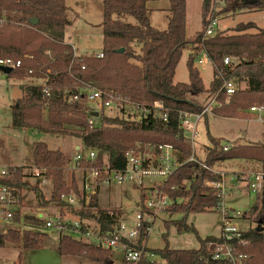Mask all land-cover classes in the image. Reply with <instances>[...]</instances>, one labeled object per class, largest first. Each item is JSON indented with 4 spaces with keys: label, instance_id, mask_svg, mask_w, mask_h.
I'll list each match as a JSON object with an SVG mask.
<instances>
[{
    "label": "trees",
    "instance_id": "16d2710c",
    "mask_svg": "<svg viewBox=\"0 0 264 264\" xmlns=\"http://www.w3.org/2000/svg\"><path fill=\"white\" fill-rule=\"evenodd\" d=\"M148 1L155 0H102L103 58L98 59L76 55L64 42V29L70 24L64 0H0V18L4 13V23L0 25V59L21 61V66L12 69L7 78L45 79V85L51 91L45 110L42 85L20 86L22 96L10 108L11 127L75 137L84 149L97 152L96 160L82 163V168L106 167L109 171L121 172L127 164L126 151L137 143L170 144L179 150L178 160L184 163L192 148L178 128L177 117L181 111L200 113L215 96L220 107H214L210 112L223 118L246 116L244 112L251 105L264 108V25L258 28L253 22L239 23L229 29L228 34L217 32L212 37L203 38L207 15L216 16L214 11H210L211 0H203L201 30L188 39L186 0H168L166 30L151 27V11L146 7ZM224 1L225 6L218 14L257 10L263 13L264 22V0ZM123 16L132 17L136 25L124 23L121 20ZM33 19L37 21L34 26L30 24ZM188 46H192L191 52H204L213 66V79L207 89L194 67L192 53L186 63L188 82L173 83L176 67ZM121 49L123 52L119 53ZM25 55L32 58H24ZM226 57L232 60L228 66L223 64ZM228 79H233L237 87L227 98L222 84ZM240 83L244 88H238ZM85 87L125 98L132 104L162 102L169 110V121L163 124L151 117L135 121L131 114L119 119L102 115L97 119L98 123L90 127L87 123L91 116L90 107L85 102L68 103L65 97L75 95ZM44 110L46 116L43 115ZM204 119L206 122L207 115ZM207 136L208 144L203 155V163L207 167L213 169L227 161L241 160L259 164L264 173V140L256 145H231L225 151L223 146L227 144H223L222 139L208 133ZM2 147L0 139V149ZM32 157L34 167L52 180V201L64 206L59 195L69 192L64 180L69 159L58 150H50L43 142L33 143ZM15 170L11 179L0 180V183L21 192L26 183L22 180L21 171ZM217 180L216 175L192 162L175 170L164 185V191L171 200V206L165 212L181 213L184 217L164 225L169 227L172 224L178 232L193 230L186 225L185 218L189 214L214 212L219 198L216 191L204 186V182ZM71 186L76 191L74 179ZM140 199L142 203L141 193ZM19 204L22 212L21 198ZM77 215L81 220L89 218L96 221L102 231L110 229L111 224L119 219L118 212L109 215L98 208L97 192ZM250 216L256 227L244 233V237L250 240L245 251L252 255V264H264V232L257 230L264 226V204L251 208ZM15 222L19 223L17 227L0 233V248L21 245L24 250L38 249L46 237V233L40 231L43 222L36 218V214L23 213L20 219V212H17ZM196 237L200 245L198 249L172 250L163 236V249L146 248L160 262L142 260L140 264H202V259L208 255L207 243L215 242L216 238L200 239L197 234ZM147 239L148 235L138 239V247L146 244ZM57 251L64 257H81L96 264L110 263L108 250L95 249L70 236H59Z\"/></svg>",
    "mask_w": 264,
    "mask_h": 264
},
{
    "label": "rangeland",
    "instance_id": "374dc122",
    "mask_svg": "<svg viewBox=\"0 0 264 264\" xmlns=\"http://www.w3.org/2000/svg\"><path fill=\"white\" fill-rule=\"evenodd\" d=\"M64 2H66L68 8L67 17L70 21V24L64 29V42H76L77 44L74 47L77 48L79 56H94L95 53H99L102 31L94 26H87L85 22L93 25L101 22V0H65ZM167 2L168 0L154 2L157 6L151 10V25L158 30H166L167 28L168 11L158 9L167 8L169 6ZM202 2L203 0H186V36L188 39H192L201 30ZM224 6L225 1L223 0L215 7V17H217L215 30L227 32L228 34L229 29L239 23L247 22L255 23L258 28L263 27V13L261 11L251 10L235 14H218ZM121 20L124 23L136 25L134 19L130 16H123ZM70 47L75 52V49L72 46ZM190 47L188 46L182 53L175 70L173 83L188 82L186 63L188 56L191 54ZM194 67L198 70L203 85L207 89L213 79V66L206 61L202 65L194 61ZM41 83H43V80L32 77L20 80L10 79L0 72V139L3 141V147L0 149V167H13L19 169L21 174L26 175V186L21 191V199L24 205L23 213L56 217L60 212L62 219L65 217V221L76 222L78 218L75 217V214L82 210L79 202L82 197L83 185L86 182L85 184L89 187V190L97 192L99 209L117 211L120 219L132 226L138 214L136 204L141 203L140 191L133 183L126 182L119 185L113 179L109 183H98L94 182L90 173L83 174L80 171L66 168L64 170V180L66 187L69 188L68 194L74 197L75 204L73 206H61L51 199L53 185L50 178H47L46 184H42L41 180L36 181L28 176L31 170L35 168L32 157V145L35 142H43L50 150H58L64 153L69 159V163L77 153V151H74L75 146H80L81 155L85 154L81 141L70 135H48L11 127L10 108L22 96L20 86ZM238 88H244V84H238ZM89 107L95 111L97 110L91 104ZM251 107L259 106L251 105ZM117 111L118 109L115 111L104 109L102 114L111 118H122V115L118 114ZM244 115L246 116L232 119L211 115L206 122L205 119H202L197 124V138L194 141L196 157L203 160L205 146L208 144L207 133L211 137L222 139L223 144L226 143L229 147L236 144L256 145L262 143L264 140V122H259L249 110L245 111ZM97 123L98 120L95 119L94 124ZM213 169L237 176L236 180L226 183L224 206L226 209L234 210L246 217V220H242L240 224L243 230L255 227L250 211L256 205L261 206V203L264 204V188L257 195H254L248 191L247 184L250 174L263 173L260 165L254 162L232 160L224 162ZM86 177L88 178L87 181H85ZM72 179L75 181L76 191L71 186ZM35 188L38 191H34ZM183 217L184 215L181 213H158L153 219L146 247L150 250L163 249L165 246L164 236L168 247L172 250H196L200 246L196 234L200 239L218 237L220 234L221 217L218 212L210 211L187 215L185 223L187 226L192 227L194 231L182 230L178 232L172 224L169 227L164 225L165 222L179 221ZM40 231H44L46 237L38 249L24 250L21 245H6L4 248H0V264H93V262L81 257L60 256L57 251L58 234L42 228H40ZM112 257L118 260L119 253H114ZM154 259L155 262H160L156 256H154Z\"/></svg>",
    "mask_w": 264,
    "mask_h": 264
},
{
    "label": "built area",
    "instance_id": "2783aa9c",
    "mask_svg": "<svg viewBox=\"0 0 264 264\" xmlns=\"http://www.w3.org/2000/svg\"><path fill=\"white\" fill-rule=\"evenodd\" d=\"M223 0H211L210 11H216V5ZM206 26L204 29L203 38H209L214 36L218 30H215L217 25V17H211L209 13L206 19ZM4 23V13L2 12L0 18V25ZM192 48V46L190 47ZM74 49V48H73ZM74 52V51H73ZM194 61L199 65L205 61L208 62L204 52L194 53ZM96 58H103L101 52L94 55ZM24 58L31 59L29 55H25ZM231 59L226 57L223 60L225 66L230 65ZM21 66L20 60H14L12 58L0 59V68H19ZM32 72L29 71V74ZM41 83L42 98L44 102V108L46 110L47 100L50 96V89L45 85L46 80ZM236 83L233 79L223 81L222 90L225 95L230 97L236 90ZM66 93V91L64 92ZM66 95V94H65ZM66 101L68 103H82L85 102L88 106L91 104L97 108L93 110L90 108L91 116L88 118V125L94 127L95 119H100L103 115L104 109H111L117 113L125 116V114H131L132 119L135 121L147 120L149 117L159 120L165 124L169 121V110L162 104V102H156L150 105L132 104L125 98L117 97L111 93L102 92L97 89L85 87L79 90L75 95H67ZM220 107V104L216 100V96L213 97L206 105L204 110L200 113H191L181 111L178 113V128L186 136L188 143L190 144L192 151L190 156L184 161V163L192 162L199 168L207 170L216 175L217 181H205L204 186L208 189L216 191L219 201L215 207L214 212H218L221 217L220 234L216 238L215 242L207 243L206 250L208 255L203 258L202 264H252V255L245 251L250 246V240L244 237V233L255 228H249L243 230L241 227L242 220H246V217L234 210H228L224 206L225 199V186L228 181L237 179V176L226 174L223 171H216L204 165L203 160L196 157L194 151V141L197 138V124L204 119V116L211 114V108ZM123 110V111H121ZM251 114L256 116V119L263 123V107H251L249 109ZM94 114H97L95 117ZM80 147L77 148V153L73 157L72 161L68 164L67 168L70 170H77L85 173H90L94 182L109 183L111 179L115 183L121 185L126 182H130L136 185L137 189L143 196L142 203L138 204L136 219L130 226L118 219V222L111 224L110 229L102 231L100 225L92 219H79L78 221L71 223L65 221L57 215L56 217L48 216L44 217L41 214H37L36 218L43 222L42 229L46 231H53L59 236H70L71 238L80 241L82 243L93 246L98 250H108L110 252L109 264H140L142 260L154 262V255L146 251V244H142L140 247L137 245V240L144 238L149 234L153 219L158 213L165 212L171 206V200L167 193L164 191V185L173 174L184 163L178 160L179 150L175 149L170 144H140L137 143L133 148L129 149L125 153L126 168L121 172L109 171L106 167L97 169L90 167L88 169L82 168L84 162H94L97 157V152L92 149H84L85 154H80ZM228 146L224 145L223 150H227ZM72 165V167H71ZM13 167H0V180L11 179L15 172ZM43 171L36 168L32 169L30 174L31 179L41 180L42 184L47 183V177L42 175ZM26 175L23 174L22 180L25 181ZM87 177L85 181H87ZM248 191L251 194L257 195L264 188V173H253L248 178ZM86 183V182H85ZM84 183L81 202L79 206L84 208L87 206L90 197L95 194V190H89V187ZM21 198V192L17 189L0 183V233H6L9 229L17 227L19 223L15 222L17 212H20V219H22L21 204L19 200ZM61 203L67 206H73L75 199L71 194L62 193L59 195ZM109 215L117 211H107ZM264 232V226L261 227ZM119 253L118 260L113 259L112 255ZM96 264V263H93Z\"/></svg>",
    "mask_w": 264,
    "mask_h": 264
},
{
    "label": "crops",
    "instance_id": "0c3cea01",
    "mask_svg": "<svg viewBox=\"0 0 264 264\" xmlns=\"http://www.w3.org/2000/svg\"><path fill=\"white\" fill-rule=\"evenodd\" d=\"M65 1V0H64ZM159 0H155V1H148L147 3H146V7H147V9L148 10H152L154 7H156L157 5H155L154 4V2H158ZM101 3H102V0H101ZM168 3V5H169V1L167 2ZM65 6H66V2H65ZM67 7V6H66ZM158 8V7H157ZM159 10H161V9H164L165 11H168V9H169V6L167 7V8H158ZM150 16H151V13H150ZM79 17V16H78ZM80 18V17H79ZM101 21H102V16H101ZM149 21H150V25H151V20H150V17H149ZM86 23V25L88 26V25H91V26H94L95 28H97V29H99L100 31H101V27H100V24H101V22L100 23H98L97 25H93V24H90V23H88V22H85ZM151 27H153L152 25H151ZM153 28H155V27H153ZM89 29V28H88ZM156 29V28H155ZM90 31V30H89ZM91 34H92V31H91ZM187 37V36H186ZM188 38V37H187ZM78 42V41H77ZM66 44H68L69 46H72L74 49H75V54L77 55L78 53H77V48L76 47H74V46H76L75 44H77L76 42H74V43H66ZM101 49H102V33H101ZM101 49L99 50V52H101ZM95 54H97V53H95ZM78 55H80V54H78ZM200 65H202V64H200ZM6 76H8V75H6ZM39 80H41V79H39ZM34 85H41V84H34ZM46 111L44 110L43 111V115L44 116H46V113H45ZM212 114H210L209 116H211ZM209 116H207V119H208V117ZM31 131H33V130H31ZM80 146H75L74 147V151H76L77 150V148H79ZM7 167V166H6ZM82 193V192H81ZM82 195V194H81ZM81 202V201H80ZM80 202H79V204H80ZM23 203V202H22ZM136 206H138V204H136ZM23 207H24V205H23ZM23 212V211H22ZM60 217H62L61 216V213L59 212V214H58ZM78 215L77 214H75V217H77ZM65 218V217H64ZM63 218V219H64Z\"/></svg>",
    "mask_w": 264,
    "mask_h": 264
},
{
    "label": "water",
    "instance_id": "95a60500",
    "mask_svg": "<svg viewBox=\"0 0 264 264\" xmlns=\"http://www.w3.org/2000/svg\"><path fill=\"white\" fill-rule=\"evenodd\" d=\"M36 23H37V21L35 19H33V20L30 21V24L33 25V26L36 25ZM118 52L119 53H122L123 52V49L119 50ZM0 72L2 74H4V75H8L11 72V69H9V68H0ZM94 116L96 117L97 114H94ZM257 230L261 232L262 231V228L261 227L260 228L258 227Z\"/></svg>",
    "mask_w": 264,
    "mask_h": 264
}]
</instances>
